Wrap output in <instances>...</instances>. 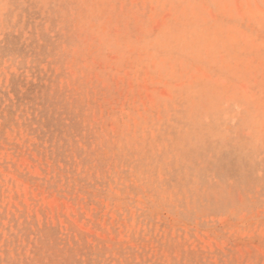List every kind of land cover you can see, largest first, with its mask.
I'll return each instance as SVG.
<instances>
[{"label":"rangeland","instance_id":"374dc122","mask_svg":"<svg viewBox=\"0 0 264 264\" xmlns=\"http://www.w3.org/2000/svg\"><path fill=\"white\" fill-rule=\"evenodd\" d=\"M0 264H264V0H0Z\"/></svg>","mask_w":264,"mask_h":264}]
</instances>
